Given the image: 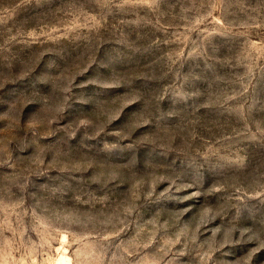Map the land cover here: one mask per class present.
Returning a JSON list of instances; mask_svg holds the SVG:
<instances>
[{
  "label": "rangeland",
  "instance_id": "1",
  "mask_svg": "<svg viewBox=\"0 0 264 264\" xmlns=\"http://www.w3.org/2000/svg\"><path fill=\"white\" fill-rule=\"evenodd\" d=\"M0 264H264V0H0Z\"/></svg>",
  "mask_w": 264,
  "mask_h": 264
}]
</instances>
